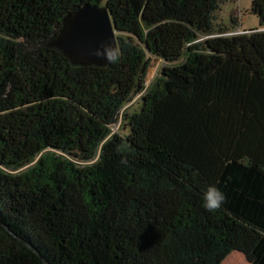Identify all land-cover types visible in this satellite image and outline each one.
Listing matches in <instances>:
<instances>
[{
  "label": "trees",
  "instance_id": "16d2710c",
  "mask_svg": "<svg viewBox=\"0 0 264 264\" xmlns=\"http://www.w3.org/2000/svg\"><path fill=\"white\" fill-rule=\"evenodd\" d=\"M222 1L0 0V264H264V0L215 35ZM85 5L118 32L104 67L50 46Z\"/></svg>",
  "mask_w": 264,
  "mask_h": 264
},
{
  "label": "water",
  "instance_id": "95a60500",
  "mask_svg": "<svg viewBox=\"0 0 264 264\" xmlns=\"http://www.w3.org/2000/svg\"><path fill=\"white\" fill-rule=\"evenodd\" d=\"M117 34L107 8L85 5L64 19L63 31L50 46L75 64L104 67L117 50ZM160 63L159 58L150 62L147 84L152 82ZM22 243L28 246L25 241Z\"/></svg>",
  "mask_w": 264,
  "mask_h": 264
},
{
  "label": "rangeland",
  "instance_id": "374dc122",
  "mask_svg": "<svg viewBox=\"0 0 264 264\" xmlns=\"http://www.w3.org/2000/svg\"><path fill=\"white\" fill-rule=\"evenodd\" d=\"M252 0H223L220 8L214 14L215 35L239 34L245 30L262 29L259 18L251 12ZM207 38L200 34L198 42L203 43ZM164 63L159 65L157 73L152 82L147 84L154 85L155 78L159 76ZM143 93L132 96L131 101L124 107L122 113H133L139 110ZM112 132L127 134L125 121L119 116L117 122L112 125ZM224 264H249L242 253L234 252Z\"/></svg>",
  "mask_w": 264,
  "mask_h": 264
},
{
  "label": "clouds",
  "instance_id": "9594fccd",
  "mask_svg": "<svg viewBox=\"0 0 264 264\" xmlns=\"http://www.w3.org/2000/svg\"><path fill=\"white\" fill-rule=\"evenodd\" d=\"M224 202L225 196L223 192L214 185L207 186L202 192V206L206 211L218 210Z\"/></svg>",
  "mask_w": 264,
  "mask_h": 264
},
{
  "label": "crops",
  "instance_id": "0c3cea01",
  "mask_svg": "<svg viewBox=\"0 0 264 264\" xmlns=\"http://www.w3.org/2000/svg\"><path fill=\"white\" fill-rule=\"evenodd\" d=\"M229 258H233V256H231V257H229ZM229 258H228V259H229ZM226 261H227V260H226ZM226 261H225V262H226Z\"/></svg>",
  "mask_w": 264,
  "mask_h": 264
}]
</instances>
